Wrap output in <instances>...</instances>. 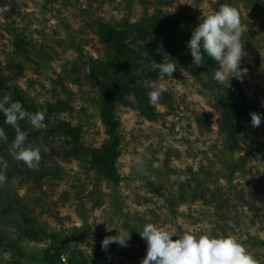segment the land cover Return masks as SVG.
Returning <instances> with one entry per match:
<instances>
[{
    "label": "rangeland",
    "instance_id": "rangeland-1",
    "mask_svg": "<svg viewBox=\"0 0 264 264\" xmlns=\"http://www.w3.org/2000/svg\"><path fill=\"white\" fill-rule=\"evenodd\" d=\"M223 4L240 14L246 52L240 67L247 72L242 79L229 75L221 89L204 87L207 75L192 77L178 66L173 79L153 77L150 89L161 80L168 83L160 106H154L155 121L117 106L118 184L98 175L85 156L63 159L60 137L39 134L25 141L23 147L40 149L39 170L14 158L15 138L0 142V171L6 176L0 183V264H141L147 243L139 232L146 223L174 230L173 240L185 232L233 236L264 264V0H0V98L23 96L44 112L63 101L67 111L52 118L78 127L83 146L99 149L109 138L88 65L90 59L104 60L108 47L99 40L97 23L124 30L126 23L161 12L167 19L184 16L183 25L193 31ZM126 31L132 46L147 54L146 45ZM16 39L27 44L17 50ZM162 62L160 56L153 64ZM224 89L253 106L235 113V152L221 124L218 99ZM195 93L205 101H194ZM251 113L261 115L258 127ZM10 204L14 210L7 213ZM16 209L59 235L57 246L24 238ZM121 231L130 233L127 247H102L106 237Z\"/></svg>",
    "mask_w": 264,
    "mask_h": 264
},
{
    "label": "trees",
    "instance_id": "trees-1",
    "mask_svg": "<svg viewBox=\"0 0 264 264\" xmlns=\"http://www.w3.org/2000/svg\"><path fill=\"white\" fill-rule=\"evenodd\" d=\"M184 16H173L169 19L161 12H155L152 16L143 15L136 23H126L124 30H118L116 26L99 21L97 34L99 40L107 45L106 57L104 60H89V78L97 86L99 91L98 105L100 117L105 127V132L109 138L99 149H90L83 146L80 139V129L73 125L52 118L55 112L67 111V105L59 101L49 105L45 111L44 127L40 130L33 128L27 121H20L21 129L27 131V142L31 143L34 137L40 135L60 137L63 159H78L85 156L90 167H93L97 174L104 179L118 184L121 181L117 172L115 161L120 155L119 146L121 137L119 133V123L116 119V107L123 105L132 110L138 111L148 121H155L158 117L154 105L148 102L147 93L151 90L148 82L155 76L160 75L159 69L155 67L154 61L162 56L165 62H172L179 68L185 69L192 77L200 74L208 76V81L204 87H214L221 89V85L213 79L214 72L219 65L216 61L205 55L203 66L193 64V57L187 45L190 41L192 30L183 25ZM132 30V35L136 40L146 45L147 54L140 53L136 47L132 46L127 35V29ZM27 44L16 39L14 46L17 50L22 45ZM18 75V73H17ZM3 80L0 76V93L3 90ZM13 100L21 102L23 108L35 113L42 111L35 105L28 104L23 96L9 95ZM134 98V101L130 100ZM1 97L0 99H2ZM219 105L222 111V127L230 140V149L235 152L239 148L240 128L235 121V113L238 109H252L253 106L244 101L242 95L234 94L226 89L221 91ZM5 116L0 112V127L7 133V139H14L16 132L10 125L4 123ZM1 142V141H0ZM239 166L233 168L238 170ZM2 197L0 196V202ZM10 204L6 212L13 211ZM20 212L23 226L20 228L22 236L26 239L41 241L49 240L51 247H56L61 241L59 235L51 233L45 228L38 226L34 217L24 209H16ZM56 249V248H55ZM56 257L61 256V252L56 249Z\"/></svg>",
    "mask_w": 264,
    "mask_h": 264
},
{
    "label": "clouds",
    "instance_id": "clouds-1",
    "mask_svg": "<svg viewBox=\"0 0 264 264\" xmlns=\"http://www.w3.org/2000/svg\"><path fill=\"white\" fill-rule=\"evenodd\" d=\"M193 57V64L203 66L205 55L219 65L213 74V79L223 84L230 75L238 79L247 72L241 68L242 57L246 55L241 32V18L238 10L230 4H223L220 8L207 15L192 31L187 45ZM161 77L173 79V72L177 66L172 62L155 63ZM168 91L167 80H161L147 93L148 102L160 106L162 94ZM193 100L203 103L205 97L193 94ZM0 112L5 116L4 123L14 128L16 132L13 141L14 158L23 161L28 168L39 170L41 153L39 147H23L28 133L21 129L20 121L27 120L33 128L39 129L44 125L45 112H29L23 108L21 102L10 96L0 99ZM253 127L261 124V115L251 113ZM7 140V133L0 127V141ZM6 176L0 171V183L5 182ZM140 236L147 243V253L141 264H257L256 259L246 247L235 237H215L209 234L196 236L185 232L176 240L174 230H168L154 223H146ZM177 237V236H176ZM130 233L118 232L115 236L106 237L102 247L116 242L123 247L128 246Z\"/></svg>",
    "mask_w": 264,
    "mask_h": 264
}]
</instances>
